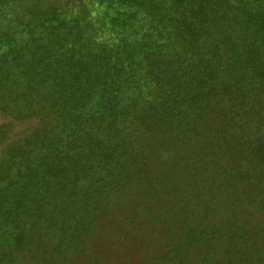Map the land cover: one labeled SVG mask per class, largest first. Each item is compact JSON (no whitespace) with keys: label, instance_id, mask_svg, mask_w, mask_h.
<instances>
[{"label":"trees","instance_id":"trees-1","mask_svg":"<svg viewBox=\"0 0 264 264\" xmlns=\"http://www.w3.org/2000/svg\"><path fill=\"white\" fill-rule=\"evenodd\" d=\"M9 1L0 0V16ZM98 7L120 35L115 50L101 43L85 61L73 49L55 58L44 45L27 61L24 101L51 103L31 114L67 119L80 136L39 150L43 129L52 133L42 121L0 161V264H105L82 259L85 243L119 210L169 225L176 212L187 216L201 204L202 225L223 204L232 212L220 221L226 231L211 220L208 242L261 232L249 225L246 202L251 211L264 202V0ZM222 182L226 196H218ZM195 228H181L172 248L178 259L205 234Z\"/></svg>","mask_w":264,"mask_h":264},{"label":"rangeland","instance_id":"rangeland-1","mask_svg":"<svg viewBox=\"0 0 264 264\" xmlns=\"http://www.w3.org/2000/svg\"><path fill=\"white\" fill-rule=\"evenodd\" d=\"M98 8V0H10L2 8L0 161L12 154V146H15L17 140L39 128L42 121L50 125L48 130L52 133L49 135L46 129H43L41 134L45 135V138L39 141V150H48L50 142H62L73 134V131L75 136H80L77 128L69 124L67 119L36 118L31 114V110L41 107L44 112L51 103L24 101L23 97L31 91L30 85L27 84L32 76L29 71L33 72L27 61L32 54L39 53L44 45L50 46L49 49H52L55 58H60L67 49H73V58L85 61L99 52L101 43L110 41L112 44L109 49L115 50V40L120 35H115L114 22L101 16ZM58 40L61 41L60 44L56 43ZM97 100L98 96L94 95L93 100H90L91 105L86 109L93 107ZM163 166L160 161L155 165L158 169ZM41 183V180H35L36 186H41ZM222 186L218 196L231 193V189H228L226 184L224 186V182ZM246 203L249 205L247 209L250 207L252 213L249 225L256 224L257 229L262 230L245 237L240 233L232 242L227 240L228 235L224 239L215 237L212 243L207 240L210 235L207 236L206 232L211 231L208 226L211 225V220L225 222L232 215L223 204L212 207V212L204 219L205 223L202 225L200 222L203 217L199 218L197 215L201 204L189 211L187 216L176 212L167 220L172 222L169 225H162L158 221L155 225L151 224L147 218L149 215L144 211L130 214L126 210H119L112 224H107L96 238L93 236L86 240L85 244L88 245L82 259L98 257L104 260L105 264H194L196 260L202 264H264V202L261 199L259 206L252 211L253 205ZM151 210L153 211V208ZM239 218L242 220L244 216L239 214L236 220ZM221 224L223 233L227 224ZM185 225L195 226V230L205 229V234L193 247L183 250L185 258L178 259L172 248L183 238L181 228H185ZM199 234L194 232L195 241Z\"/></svg>","mask_w":264,"mask_h":264}]
</instances>
